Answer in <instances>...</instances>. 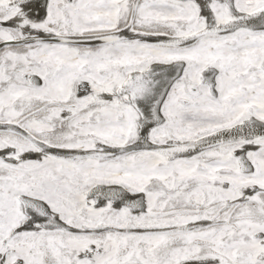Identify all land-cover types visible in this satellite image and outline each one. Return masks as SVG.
Segmentation results:
<instances>
[{
	"label": "snow or ice",
	"instance_id": "snow-or-ice-1",
	"mask_svg": "<svg viewBox=\"0 0 264 264\" xmlns=\"http://www.w3.org/2000/svg\"><path fill=\"white\" fill-rule=\"evenodd\" d=\"M0 264H264V0H0Z\"/></svg>",
	"mask_w": 264,
	"mask_h": 264
}]
</instances>
